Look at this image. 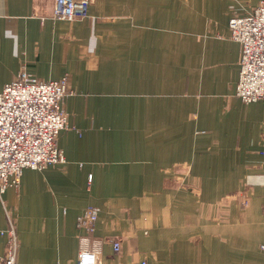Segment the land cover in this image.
I'll return each mask as SVG.
<instances>
[{
  "label": "crops",
  "instance_id": "0c3cea01",
  "mask_svg": "<svg viewBox=\"0 0 264 264\" xmlns=\"http://www.w3.org/2000/svg\"><path fill=\"white\" fill-rule=\"evenodd\" d=\"M260 1L91 0L58 21L55 0H0V91L27 71L74 92L66 163L26 169L0 200V231L16 210L17 264L84 250L98 264H264V101L236 95L229 29ZM90 206L93 233L78 226Z\"/></svg>",
  "mask_w": 264,
  "mask_h": 264
},
{
  "label": "built area",
  "instance_id": "2783aa9c",
  "mask_svg": "<svg viewBox=\"0 0 264 264\" xmlns=\"http://www.w3.org/2000/svg\"><path fill=\"white\" fill-rule=\"evenodd\" d=\"M91 0H55L53 18L73 21L85 17ZM230 38L241 45V68L236 95L245 103L264 101V0L250 13L229 21ZM68 76L42 81L27 71L0 91V200L8 189L19 188L24 171L44 170L66 163L58 147L59 133L66 130L69 115L64 101L73 95ZM98 208L90 206L78 217L87 233L96 230ZM8 226L0 231L6 238L1 264H17L20 239L17 214L6 209ZM121 243L114 242L118 254ZM77 264H98V253L84 250ZM142 264H147L146 261Z\"/></svg>",
  "mask_w": 264,
  "mask_h": 264
},
{
  "label": "rangeland",
  "instance_id": "374dc122",
  "mask_svg": "<svg viewBox=\"0 0 264 264\" xmlns=\"http://www.w3.org/2000/svg\"><path fill=\"white\" fill-rule=\"evenodd\" d=\"M261 1H263V0H261ZM239 196L243 199L242 205L244 207H248L249 206V201H248V197H247V192L246 191H241ZM261 250L264 251V245H261Z\"/></svg>",
  "mask_w": 264,
  "mask_h": 264
}]
</instances>
